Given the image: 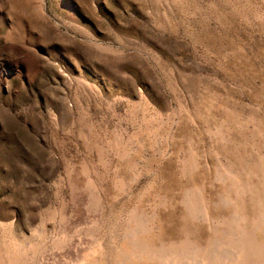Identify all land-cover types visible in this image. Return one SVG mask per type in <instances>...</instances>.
Returning a JSON list of instances; mask_svg holds the SVG:
<instances>
[{"label":"rangeland","instance_id":"obj_1","mask_svg":"<svg viewBox=\"0 0 264 264\" xmlns=\"http://www.w3.org/2000/svg\"><path fill=\"white\" fill-rule=\"evenodd\" d=\"M0 264H264V0H0Z\"/></svg>","mask_w":264,"mask_h":264}]
</instances>
